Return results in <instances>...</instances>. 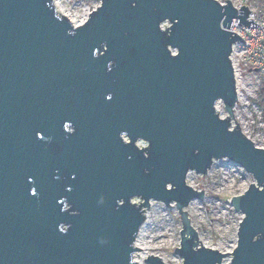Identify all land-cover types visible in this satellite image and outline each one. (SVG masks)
Wrapping results in <instances>:
<instances>
[{"label": "water", "instance_id": "1", "mask_svg": "<svg viewBox=\"0 0 264 264\" xmlns=\"http://www.w3.org/2000/svg\"><path fill=\"white\" fill-rule=\"evenodd\" d=\"M53 1L0 0V264H138L153 200L182 217L184 264H264V148L231 125L249 7L101 0L74 27ZM224 159L257 182L230 200L232 254L199 247L184 211L204 198L188 174Z\"/></svg>", "mask_w": 264, "mask_h": 264}, {"label": "rangeland", "instance_id": "2", "mask_svg": "<svg viewBox=\"0 0 264 264\" xmlns=\"http://www.w3.org/2000/svg\"><path fill=\"white\" fill-rule=\"evenodd\" d=\"M220 4L231 1L235 7L248 6L258 23H264V0H217ZM61 10L74 18L77 26L83 25L89 14L101 6V0H60ZM163 29L170 27L169 23ZM240 32L242 28H237ZM255 49L241 53L239 57L243 79L238 84V105L235 108V120L231 121L232 128L240 127L245 136L253 141L258 148H264V110L260 107V95L264 90V36H257ZM262 45L261 51L259 45ZM258 67L261 68L257 72ZM221 118L226 119L223 102L216 106ZM237 124H236V123ZM141 148L145 144L140 143ZM187 184L198 192L204 193L203 199H196L185 208L191 226L198 233L200 245L206 249L232 254L237 247L240 223L244 218L243 213L236 212L230 200L232 197L241 196L248 191L252 184H257L252 174H248L240 165L230 160H217L209 172L199 175L195 171L188 174ZM139 206L142 199L132 201ZM151 208L147 211V219L140 231L139 245L144 247L155 246L152 251L137 252L141 264H147L149 257L162 258L166 264H184L176 254L181 246L182 217L173 203L169 208L162 202L151 201ZM137 237V238H138ZM168 243V245L166 244ZM202 244V245H201ZM160 250H159V249ZM232 255L225 258L223 264L232 262Z\"/></svg>", "mask_w": 264, "mask_h": 264}, {"label": "built area", "instance_id": "3", "mask_svg": "<svg viewBox=\"0 0 264 264\" xmlns=\"http://www.w3.org/2000/svg\"><path fill=\"white\" fill-rule=\"evenodd\" d=\"M221 4H224V3H221ZM236 8L239 9L238 7H236ZM248 20H254V22L259 27L247 28V27H240L239 26L238 28H242L243 29L240 32L237 30V28L234 29V30L232 29V31L236 32L242 38V40L245 42V44L241 42V43H236L234 45L232 58H231L232 59V66H234L235 78L237 79V88H238L239 82L243 79L242 73H241V66H240L239 57L237 58V56H239L241 53H245L246 51L249 52L251 49H255V43L254 42L259 41L257 39V36L260 35V34H263V36H264V23L263 24L262 23L261 24L258 23L257 20H255L254 15L252 14V11H251V14H250ZM163 27L164 26H162V28ZM262 45L263 44L259 45V47H260L259 50L260 51H261ZM238 48H240V51H241L240 53L237 50ZM236 52H238L239 55H237ZM260 71H261V68L258 67L257 72H260ZM237 105H238V103H237Z\"/></svg>", "mask_w": 264, "mask_h": 264}, {"label": "bare ground", "instance_id": "4", "mask_svg": "<svg viewBox=\"0 0 264 264\" xmlns=\"http://www.w3.org/2000/svg\"><path fill=\"white\" fill-rule=\"evenodd\" d=\"M53 6L55 7V9H56V13H57V15H58L59 17H61V18H62V17H66L74 27L77 26V25L75 24V21H74V18H73V17H71V16L68 15V14H64V13L62 12V10H61V6H60V0H54V1H53ZM238 27H239V25H238V23L236 22V23L233 24V28H232V29L234 30V29H236V28H238ZM191 206L194 207V204L191 203ZM145 216L147 217V214H146ZM139 237H140V235H139ZM139 237L135 240V241H136L135 244H134V247H135V248H137V249H139V250H141V251H143V252L152 251V249H156V248H154L155 246L150 247L149 245H148V246L145 245L144 247H140V245H139ZM166 244L168 245V243H166ZM199 244H200V243H199ZM201 245H202V244H201ZM202 247L206 248L205 245H202ZM158 249H159V248H158ZM159 250H160V249H159ZM139 257H140V254H137L133 260H134L135 263L141 264V263L139 262V260H138ZM160 260H161V262H163V263L166 264V262H165L162 258H160Z\"/></svg>", "mask_w": 264, "mask_h": 264}, {"label": "trees", "instance_id": "5", "mask_svg": "<svg viewBox=\"0 0 264 264\" xmlns=\"http://www.w3.org/2000/svg\"><path fill=\"white\" fill-rule=\"evenodd\" d=\"M260 99H261V102H260V107L262 108V110H264V90L263 92L261 93L260 95Z\"/></svg>", "mask_w": 264, "mask_h": 264}, {"label": "snow or ice", "instance_id": "6", "mask_svg": "<svg viewBox=\"0 0 264 264\" xmlns=\"http://www.w3.org/2000/svg\"><path fill=\"white\" fill-rule=\"evenodd\" d=\"M33 195H35V192H33Z\"/></svg>", "mask_w": 264, "mask_h": 264}, {"label": "flooded vegetation", "instance_id": "7", "mask_svg": "<svg viewBox=\"0 0 264 264\" xmlns=\"http://www.w3.org/2000/svg\"><path fill=\"white\" fill-rule=\"evenodd\" d=\"M142 144H144V143H142Z\"/></svg>", "mask_w": 264, "mask_h": 264}]
</instances>
